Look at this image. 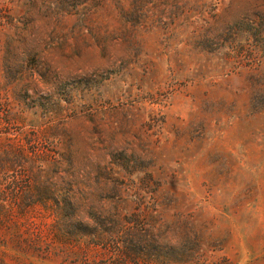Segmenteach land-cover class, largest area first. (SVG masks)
I'll return each mask as SVG.
<instances>
[{"label":"rangeland","instance_id":"rangeland-1","mask_svg":"<svg viewBox=\"0 0 264 264\" xmlns=\"http://www.w3.org/2000/svg\"><path fill=\"white\" fill-rule=\"evenodd\" d=\"M0 264H264V0H0Z\"/></svg>","mask_w":264,"mask_h":264}]
</instances>
